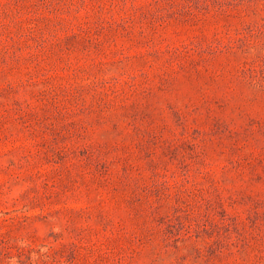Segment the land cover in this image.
Returning a JSON list of instances; mask_svg holds the SVG:
<instances>
[{
  "label": "rangeland",
  "instance_id": "obj_1",
  "mask_svg": "<svg viewBox=\"0 0 264 264\" xmlns=\"http://www.w3.org/2000/svg\"><path fill=\"white\" fill-rule=\"evenodd\" d=\"M0 264H264V0H0Z\"/></svg>",
  "mask_w": 264,
  "mask_h": 264
}]
</instances>
